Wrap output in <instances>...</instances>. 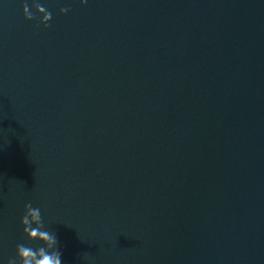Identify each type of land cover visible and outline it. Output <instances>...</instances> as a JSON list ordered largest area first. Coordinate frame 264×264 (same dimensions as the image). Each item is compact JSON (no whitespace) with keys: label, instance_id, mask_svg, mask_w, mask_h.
Listing matches in <instances>:
<instances>
[{"label":"water","instance_id":"water-1","mask_svg":"<svg viewBox=\"0 0 264 264\" xmlns=\"http://www.w3.org/2000/svg\"><path fill=\"white\" fill-rule=\"evenodd\" d=\"M25 2L0 0V264L42 246L29 202L62 264H264V0H35L47 28Z\"/></svg>","mask_w":264,"mask_h":264},{"label":"clouds","instance_id":"clouds-1","mask_svg":"<svg viewBox=\"0 0 264 264\" xmlns=\"http://www.w3.org/2000/svg\"><path fill=\"white\" fill-rule=\"evenodd\" d=\"M82 5L87 3V0H80ZM35 8V13L42 15L39 21L45 28L49 27V22L52 19V14L39 2L32 5ZM70 11L68 7H62L60 14L64 15ZM23 14L26 20H35L37 15L30 11L27 2L23 5ZM23 228L24 236L29 241H39L42 246L33 248L24 243L17 244L16 256L10 258L7 264H62V253L58 249L59 242L56 234L53 231L45 229V225L41 216L39 207H33L32 203H26L24 206V214L20 220ZM35 225V227L33 226Z\"/></svg>","mask_w":264,"mask_h":264}]
</instances>
